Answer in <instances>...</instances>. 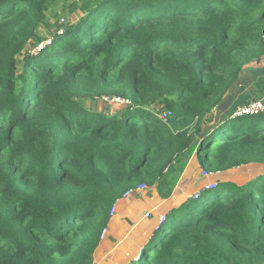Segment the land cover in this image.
<instances>
[{
	"label": "trees",
	"instance_id": "trees-1",
	"mask_svg": "<svg viewBox=\"0 0 264 264\" xmlns=\"http://www.w3.org/2000/svg\"><path fill=\"white\" fill-rule=\"evenodd\" d=\"M56 1L0 0V264H93L116 201L170 197L194 147L207 173L264 163V110L213 122L264 58V0H95L46 42ZM194 200L126 264H264V173Z\"/></svg>",
	"mask_w": 264,
	"mask_h": 264
},
{
	"label": "crops",
	"instance_id": "crops-1",
	"mask_svg": "<svg viewBox=\"0 0 264 264\" xmlns=\"http://www.w3.org/2000/svg\"><path fill=\"white\" fill-rule=\"evenodd\" d=\"M263 61L264 58L261 62ZM261 62L246 66L241 77L253 70L256 72L255 67L261 66ZM223 172L204 174L194 154L170 197L162 198L155 186H148L147 189L138 190L128 197L118 199L115 204L116 215L107 224L106 236L101 238L94 253V261L101 264H118L123 258L134 259V254L141 250L158 229L162 215L167 216L173 209L185 203L190 195L202 190L207 184L213 181H225L221 177Z\"/></svg>",
	"mask_w": 264,
	"mask_h": 264
},
{
	"label": "rangeland",
	"instance_id": "rangeland-1",
	"mask_svg": "<svg viewBox=\"0 0 264 264\" xmlns=\"http://www.w3.org/2000/svg\"><path fill=\"white\" fill-rule=\"evenodd\" d=\"M94 2L95 0H57L52 5V8L48 11V23L40 28V34L43 37H46V42H48L55 32L62 30L63 28L70 26L73 23H76L83 16L85 10L88 9H83V6L85 4L92 5ZM20 58H22V55L20 56ZM19 66L20 68H22V64ZM255 69L256 72L253 70L249 74H243L241 79L233 85L229 93L225 96V98L219 103L218 107L216 108V117L213 122H217L221 119L226 118L227 116H233L238 106L242 105L247 101L255 100L256 98L258 99L259 96H264V61L261 62V66H256ZM107 97L112 96H97V98L93 100L94 102H92V100L88 102V106L96 107L98 110L105 109L106 111L108 110L112 114L121 112V110L123 109V105L119 103H112L108 101V99H106ZM196 153V148L194 147L193 154H195L196 156ZM261 173H264V163H249L226 170L225 172L221 173V177L225 181L241 185ZM213 183L218 182L213 181ZM205 190H208L206 186L202 190H198L195 193L192 192L193 194L191 193L192 196L190 195L189 199L193 198V201L197 202V200H194L195 195L198 193L202 194ZM115 215L116 209L113 216ZM137 253H140V251L136 252L134 255L137 256ZM128 260H131V258H123L121 259L120 263L124 264ZM93 264L101 263H97L96 261H94Z\"/></svg>",
	"mask_w": 264,
	"mask_h": 264
},
{
	"label": "built area",
	"instance_id": "built-area-1",
	"mask_svg": "<svg viewBox=\"0 0 264 264\" xmlns=\"http://www.w3.org/2000/svg\"><path fill=\"white\" fill-rule=\"evenodd\" d=\"M262 40H263V44H264V32H263V35H262ZM106 99H108V101H111V102H116V103H120V104H126V103H129L130 101L122 96H112V97H107ZM264 110V96L258 98V99H255V100H251L250 102L248 103H245V104H242L240 106H238V108L235 110L234 114H233V117H238V116H243V115H252V114H257L259 112H262ZM163 116L165 117L166 114H163ZM204 174H208L207 172H204ZM216 183H210V184H207L206 185V188L207 189H210L212 188ZM148 186L146 184H142V185H139L138 187L136 188H132L130 190H128L123 197H128L130 196L131 194L135 193L136 191L138 190H144V189H147ZM201 194L198 193L195 195V198H198L200 197ZM115 206L113 207L112 211H111V218L112 216L114 215L115 213ZM110 218V219H111ZM166 219V215H162L161 216V219H160V224ZM106 232H107V228H105L103 230V233H102V236L101 238H103L105 235H106Z\"/></svg>",
	"mask_w": 264,
	"mask_h": 264
}]
</instances>
